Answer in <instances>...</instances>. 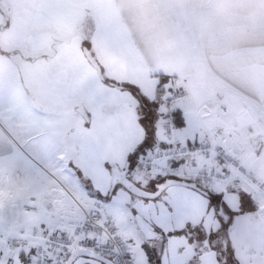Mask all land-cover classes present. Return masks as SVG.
I'll list each match as a JSON object with an SVG mask.
<instances>
[{
    "label": "rangeland",
    "instance_id": "374dc122",
    "mask_svg": "<svg viewBox=\"0 0 264 264\" xmlns=\"http://www.w3.org/2000/svg\"><path fill=\"white\" fill-rule=\"evenodd\" d=\"M127 1L1 0L7 29L0 32V52L17 54L8 61L0 58V104L14 101L31 111L11 109L0 121L14 145L12 153L0 157V264H30L33 253L9 250V241L35 231L68 230L96 205L123 234L136 264H150L146 242L155 259L168 264L167 254L162 259L157 254L162 245L157 228L173 232L189 224L205 229L222 223L226 227L220 225V236L213 234L211 241L225 243L224 264L231 263L228 244L236 247L240 264H264V225L246 207L225 214L218 184L198 183L211 197L184 186H171L155 200L139 198L121 185L112 190V168L124 169L128 162L129 178L148 191L169 177L191 179L185 165L155 159L175 104L170 105L167 92L159 95V79L143 74L134 49L122 41L118 8ZM168 1L185 5L191 23L205 27L222 0ZM86 50L96 57L101 75ZM81 107L88 120L78 114ZM152 137L153 145L145 149ZM259 140L264 136L255 139L240 162L250 178L264 184L246 166L248 158L252 163L264 157L254 152ZM31 197L37 199L36 211L24 209ZM223 198L238 210L239 198L229 193ZM192 206L209 212L196 217ZM218 207L220 219H213ZM178 237L184 236L165 242L177 247ZM74 264L103 263L79 257Z\"/></svg>",
    "mask_w": 264,
    "mask_h": 264
},
{
    "label": "crops",
    "instance_id": "0c3cea01",
    "mask_svg": "<svg viewBox=\"0 0 264 264\" xmlns=\"http://www.w3.org/2000/svg\"><path fill=\"white\" fill-rule=\"evenodd\" d=\"M1 4L0 0V27L3 26ZM184 10L185 5L168 0H129L118 8L122 41L134 49L135 60L143 74L158 79L167 75L172 88L191 94L173 109L180 112V126L176 127L180 143L196 144L214 129L222 128L225 135L220 142L224 150L243 159L255 139L264 136V0H222L205 27L197 25L196 21L191 23ZM15 53L0 52V58L8 61ZM26 60L33 61L29 57ZM29 107L19 106L14 101L1 102L0 121L8 112L13 113L11 109L16 113L17 110L30 113ZM221 107L225 108V113ZM13 147L0 129V157L12 153ZM250 158L246 163L248 171L264 180V157L252 163ZM217 186L222 187L218 194H222L226 206L219 207L225 214H236L246 207L256 215L257 224L264 225V199L259 194L243 187ZM226 193L235 200L239 198L238 210L232 209L223 198ZM209 195L211 197V192ZM219 207L213 219H220ZM190 211L203 218L209 212L194 206ZM220 225L225 226V223ZM220 225L203 228L206 239L202 244L199 241L190 244L184 237H178L179 245L172 248L160 238L162 245L157 254L161 259L167 254L168 264H224L222 245L225 243L211 241L213 234L220 236ZM160 231L172 232L168 228H160ZM227 249H233L229 254L230 264H240L234 252L236 247L228 244Z\"/></svg>",
    "mask_w": 264,
    "mask_h": 264
},
{
    "label": "built area",
    "instance_id": "2783aa9c",
    "mask_svg": "<svg viewBox=\"0 0 264 264\" xmlns=\"http://www.w3.org/2000/svg\"><path fill=\"white\" fill-rule=\"evenodd\" d=\"M166 94L170 105L188 97L186 92L179 90ZM221 110L226 112L224 107H221ZM172 115L171 111L163 132L165 147L157 152L156 160L185 165L187 176L196 183L234 187L247 184V188L260 191L264 197V184L250 178L243 163L222 147L220 139L225 135L222 128L214 129L211 135L196 144H181L177 139ZM254 152L257 156L264 154V140L255 143ZM37 203L36 197H31L26 201L24 209L36 211ZM101 212V206L96 205L92 211L86 213L83 220L70 226V229H49L44 234L35 231L31 235L16 237L8 242V249L20 250L29 255L33 253L30 264H66L72 251L77 248L96 252L111 259L115 264H136L123 234L113 221L103 219Z\"/></svg>",
    "mask_w": 264,
    "mask_h": 264
},
{
    "label": "water",
    "instance_id": "95a60500",
    "mask_svg": "<svg viewBox=\"0 0 264 264\" xmlns=\"http://www.w3.org/2000/svg\"><path fill=\"white\" fill-rule=\"evenodd\" d=\"M4 30H5V26H1L0 31H4ZM86 52H87V57L89 61L93 64V66L98 70L99 74L101 75L102 70H101L100 65L98 64V62L96 61V59L90 52H88L87 50ZM77 111L81 116H84L88 120V116H87V112L85 108L81 107ZM129 172H130L129 162L125 165V168L123 170L120 169L118 165L116 164L114 165V167L111 170L112 190L115 189L118 185H121L131 194L139 198L147 199V200H154V199L159 198L164 193V191H166L171 186H184V187H188L193 190H196L202 195H205V196L208 195V192L204 188H202L198 183L194 181H188V180H183V179H178V178H167L165 181L158 183L154 191H148V190L141 188L134 181H132L128 176ZM79 257H89L91 259L100 261L103 264H115L111 259L105 256H102L96 252H93L87 249H81V248H77L72 251L66 264H74V262Z\"/></svg>",
    "mask_w": 264,
    "mask_h": 264
},
{
    "label": "trees",
    "instance_id": "16d2710c",
    "mask_svg": "<svg viewBox=\"0 0 264 264\" xmlns=\"http://www.w3.org/2000/svg\"><path fill=\"white\" fill-rule=\"evenodd\" d=\"M169 83H170V77L169 76L161 75L159 77V85H158V87L160 89L159 95L163 96L165 94V92H168V90L173 89ZM172 117H173L174 125L176 127L180 126L179 125V120L181 119L180 118V112L177 110H174ZM147 134H148V132L146 131V135ZM146 137H148V136H146ZM153 138L154 137H152L151 140H149V142L145 145V147H144L145 149L149 148L153 145V142L155 141V138L154 139ZM161 146L165 147V144L162 142ZM169 178H176V177H169ZM183 180H188V179L183 178ZM188 181H193V180L189 179ZM205 190L207 191V189H205ZM207 192H209V191H207ZM144 200H147V199H144ZM198 230L200 231V234H199ZM156 231L161 232L160 229H158V228ZM156 231H154V234ZM157 232H156V236H158ZM159 232H158V234H159L158 237L163 238L165 241H167L171 237L184 236L185 240H188V242L190 244H191V242L193 243V242H197V241H199V244H202V241L206 239V233H205L204 229L203 228L200 229V228L193 226L191 224H189L185 228L174 230L173 232H169V233H164V232L159 233ZM199 235H201V236L199 237ZM144 248L146 249L147 255L149 256L148 258H149L150 264H153L152 262H154L155 264H159V261H157L155 259V256L152 254V246L148 242L145 243ZM198 255H200V254H198ZM22 256H23V259L25 260L24 254Z\"/></svg>",
    "mask_w": 264,
    "mask_h": 264
},
{
    "label": "flooded vegetation",
    "instance_id": "af4514ba",
    "mask_svg": "<svg viewBox=\"0 0 264 264\" xmlns=\"http://www.w3.org/2000/svg\"><path fill=\"white\" fill-rule=\"evenodd\" d=\"M93 55V54H92ZM124 88V87H123ZM125 168V167H124ZM123 170V169H122ZM114 190V189H113Z\"/></svg>",
    "mask_w": 264,
    "mask_h": 264
}]
</instances>
